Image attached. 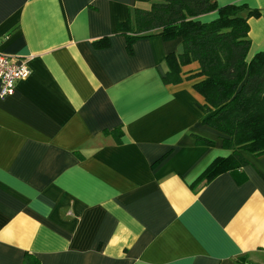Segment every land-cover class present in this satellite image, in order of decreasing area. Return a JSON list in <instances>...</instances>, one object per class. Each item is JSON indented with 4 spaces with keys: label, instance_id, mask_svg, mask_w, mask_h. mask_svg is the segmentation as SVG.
Instances as JSON below:
<instances>
[{
    "label": "crops",
    "instance_id": "obj_1",
    "mask_svg": "<svg viewBox=\"0 0 264 264\" xmlns=\"http://www.w3.org/2000/svg\"><path fill=\"white\" fill-rule=\"evenodd\" d=\"M214 1L258 11L247 58L264 52V0ZM133 5L0 0V52L30 69L0 96V264H264V155L199 186L230 151L202 123L198 63L166 83L179 38H139L129 53L117 22Z\"/></svg>",
    "mask_w": 264,
    "mask_h": 264
},
{
    "label": "trees",
    "instance_id": "obj_2",
    "mask_svg": "<svg viewBox=\"0 0 264 264\" xmlns=\"http://www.w3.org/2000/svg\"><path fill=\"white\" fill-rule=\"evenodd\" d=\"M211 11H217L216 18L200 19ZM257 14V10L243 4L218 6L214 0H134L128 17L117 22V31L126 37L129 53L139 38L160 36L164 40H181L180 51L165 58L164 82H181L182 67L198 63L190 78L199 77L192 86L204 98L202 123L222 134V147L230 151L205 168L196 181L200 187L223 172H235L249 164L244 152L264 155V52L247 58L250 49L247 20ZM94 44L106 47L109 40L105 36ZM117 133L120 141L122 131ZM194 138L199 145H214V140L204 136ZM233 261V264H257L250 262L246 254ZM22 264L40 262L27 253Z\"/></svg>",
    "mask_w": 264,
    "mask_h": 264
},
{
    "label": "built area",
    "instance_id": "obj_3",
    "mask_svg": "<svg viewBox=\"0 0 264 264\" xmlns=\"http://www.w3.org/2000/svg\"><path fill=\"white\" fill-rule=\"evenodd\" d=\"M30 73L24 61H13L0 52V96H8L15 90L16 82L26 78Z\"/></svg>",
    "mask_w": 264,
    "mask_h": 264
}]
</instances>
